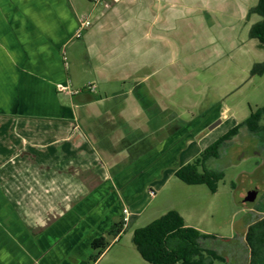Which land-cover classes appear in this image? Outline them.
I'll return each instance as SVG.
<instances>
[{"label":"crops","instance_id":"0c3cea01","mask_svg":"<svg viewBox=\"0 0 264 264\" xmlns=\"http://www.w3.org/2000/svg\"><path fill=\"white\" fill-rule=\"evenodd\" d=\"M96 2L0 0V264H56L62 239L104 237L123 208L125 230L210 145L174 101L181 0Z\"/></svg>","mask_w":264,"mask_h":264},{"label":"rangeland","instance_id":"374dc122","mask_svg":"<svg viewBox=\"0 0 264 264\" xmlns=\"http://www.w3.org/2000/svg\"><path fill=\"white\" fill-rule=\"evenodd\" d=\"M234 1L226 0L224 4L222 0H204L203 6L202 0H181L187 19L172 22L176 29L173 39L179 47L174 52L179 57L178 69L173 70L177 75L174 85H179L174 95L177 110L184 109V119H204L205 126L210 124L206 133L221 121L204 144L211 145L217 135L227 133L264 106V72L250 75L254 64L264 62V49L248 36L259 17L252 15L246 21L245 13L241 18V6ZM254 1H246V7L254 5ZM219 113L221 118H217ZM207 166L224 174L216 193L211 194L205 185L187 186L173 179L155 199L144 201L148 205L145 213L115 240L104 235L109 246L101 255V248L91 247V237L95 236L81 229L71 250L69 240L60 241L57 250L61 260L56 264H148L132 243L133 232L170 210L178 212L187 227L214 237L201 244L223 258L212 264H248L247 229L264 217V139L241 128ZM250 191L255 197L253 208L241 203ZM35 204H29L31 212H37ZM44 225L39 223L36 230ZM34 237L43 242L51 240L52 235Z\"/></svg>","mask_w":264,"mask_h":264},{"label":"trees","instance_id":"16d2710c","mask_svg":"<svg viewBox=\"0 0 264 264\" xmlns=\"http://www.w3.org/2000/svg\"><path fill=\"white\" fill-rule=\"evenodd\" d=\"M248 14L259 17V21L250 27L248 36L257 40L259 46L264 49V0H258ZM263 72L264 62L257 63L252 66L250 75L259 76ZM241 128L264 139V106L251 112L247 119L217 139L190 163L179 168L174 177L187 186L205 185L211 194L216 193L218 183L224 174L208 168L207 165L219 157L220 151L238 135ZM123 228L122 221L116 223L107 235L115 239L125 231ZM213 238L187 227L179 213L170 210L148 225L135 229L132 243L142 260L148 264H212L215 260L222 262L223 258L212 250L203 249L201 244ZM245 243L249 251L248 264H264V217L248 227ZM108 246L103 236L91 242L94 250L102 249L99 255Z\"/></svg>","mask_w":264,"mask_h":264},{"label":"built area","instance_id":"2783aa9c","mask_svg":"<svg viewBox=\"0 0 264 264\" xmlns=\"http://www.w3.org/2000/svg\"><path fill=\"white\" fill-rule=\"evenodd\" d=\"M96 5L97 6H104L105 8L108 7V5L106 3H104V0H97ZM89 26H90V21L89 20H87V19H80L79 20V27H78V29H79L78 36L80 35V33L84 29L88 28ZM90 89H93V87L90 88ZM57 90L62 92L64 90L67 91V88H57ZM122 214H123L122 222L124 223V227H125L126 224L128 223V219H129V211H128V209L127 208H123Z\"/></svg>","mask_w":264,"mask_h":264},{"label":"water","instance_id":"95a60500","mask_svg":"<svg viewBox=\"0 0 264 264\" xmlns=\"http://www.w3.org/2000/svg\"><path fill=\"white\" fill-rule=\"evenodd\" d=\"M221 121H218L216 124L210 127L209 130H212L214 127H216ZM254 193L253 192H248L245 197H243L242 204L245 207H252L254 204Z\"/></svg>","mask_w":264,"mask_h":264},{"label":"flooded vegetation","instance_id":"af4514ba","mask_svg":"<svg viewBox=\"0 0 264 264\" xmlns=\"http://www.w3.org/2000/svg\"><path fill=\"white\" fill-rule=\"evenodd\" d=\"M239 131H240V130H239ZM238 134H239V133H238ZM237 136H238V135H237ZM234 138H235V137H234ZM234 138H233V139H234ZM240 154L243 155V152H241ZM239 157H241V156L239 155ZM253 205H254V204H253ZM253 207H254V206H252L251 208H253Z\"/></svg>","mask_w":264,"mask_h":264}]
</instances>
